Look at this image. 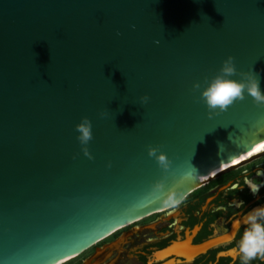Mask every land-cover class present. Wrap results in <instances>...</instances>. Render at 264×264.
<instances>
[{
  "label": "water",
  "instance_id": "1",
  "mask_svg": "<svg viewBox=\"0 0 264 264\" xmlns=\"http://www.w3.org/2000/svg\"><path fill=\"white\" fill-rule=\"evenodd\" d=\"M229 55L264 91V0H0V264H62L164 209L157 180L185 197L264 155L231 164L262 144L264 106L209 118L193 89Z\"/></svg>",
  "mask_w": 264,
  "mask_h": 264
},
{
  "label": "flooded vegetation",
  "instance_id": "2",
  "mask_svg": "<svg viewBox=\"0 0 264 264\" xmlns=\"http://www.w3.org/2000/svg\"><path fill=\"white\" fill-rule=\"evenodd\" d=\"M264 155L227 171L164 208L103 238L79 264H242L237 245L247 211L264 204V187L253 195L247 176L264 183ZM233 185H238L233 189ZM233 201H243L237 207ZM175 247L162 257L156 254ZM250 264H264L257 257Z\"/></svg>",
  "mask_w": 264,
  "mask_h": 264
},
{
  "label": "clouds",
  "instance_id": "3",
  "mask_svg": "<svg viewBox=\"0 0 264 264\" xmlns=\"http://www.w3.org/2000/svg\"><path fill=\"white\" fill-rule=\"evenodd\" d=\"M156 43L159 44L160 41L157 40ZM237 74L240 79L233 78ZM193 89L199 91V99L206 105L209 118L226 111L236 101L244 100L246 93L253 98V103L258 106H264V91L261 90L258 75L252 71L237 73L234 57L231 55L222 61L221 67L215 75L205 77L203 87L201 83L197 82L193 85ZM149 99L148 95L140 97V101L143 104L148 103ZM105 115L106 113L103 111L100 113L101 117ZM75 127L82 151L85 156L91 159L92 155L87 147L93 137L90 119L87 116L82 117L80 123ZM148 155L156 160L158 166L165 173L170 171L172 160L159 147L149 146ZM256 175L264 176V170H257ZM244 184L254 196L259 193L261 187H264V183H257L247 176L244 178ZM237 187L238 185H233V189ZM152 192L163 208H175L184 199V193L175 186L165 190L164 179L154 182ZM233 203L237 207H241L244 204L243 201H233ZM243 222L246 227L238 241L237 250L242 264H250L257 257L264 258V204L248 210Z\"/></svg>",
  "mask_w": 264,
  "mask_h": 264
},
{
  "label": "rangeland",
  "instance_id": "4",
  "mask_svg": "<svg viewBox=\"0 0 264 264\" xmlns=\"http://www.w3.org/2000/svg\"><path fill=\"white\" fill-rule=\"evenodd\" d=\"M116 233V232H115ZM103 241V240H102ZM100 242H97L95 244H93L92 246H90L89 248H87L86 250H84L82 253H80L79 255H77L76 257L69 259L68 261L62 263V264H79L82 260V258H84L87 254L91 253L93 248L98 245Z\"/></svg>",
  "mask_w": 264,
  "mask_h": 264
},
{
  "label": "bare ground",
  "instance_id": "5",
  "mask_svg": "<svg viewBox=\"0 0 264 264\" xmlns=\"http://www.w3.org/2000/svg\"><path fill=\"white\" fill-rule=\"evenodd\" d=\"M260 142L262 144L258 145V146H255L252 150L244 153L243 155L237 157V159L235 158L234 160H232L231 164H234V163H237L238 161L242 160V159H245V158H248L250 155L254 154V153H257V152H260L264 149V138L260 140ZM229 165V164H228Z\"/></svg>",
  "mask_w": 264,
  "mask_h": 264
}]
</instances>
